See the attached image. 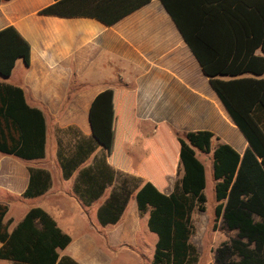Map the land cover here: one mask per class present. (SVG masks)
<instances>
[{
	"label": "trees",
	"instance_id": "obj_1",
	"mask_svg": "<svg viewBox=\"0 0 264 264\" xmlns=\"http://www.w3.org/2000/svg\"><path fill=\"white\" fill-rule=\"evenodd\" d=\"M8 1L0 0V4ZM149 1L59 0L39 14L88 17L111 26ZM159 1L248 144L242 156L227 144H218L212 151L215 216L234 233L217 247L214 263L264 264V130L256 116L257 111L264 112V79L259 78L264 75V0ZM29 55V44L12 26L0 31L1 77L11 75L17 60L28 67ZM113 95L111 91L102 93L92 104V136H83L74 128L61 131L57 159L63 178L69 179L78 171L73 193L85 207L110 189L97 210L101 226L115 225L134 197L139 215H148L147 228L156 237L151 264H198L197 248L190 241L194 233L191 214L206 209V179L196 151L211 152L213 133L195 131L171 139L160 127L155 138L145 141L153 156L131 173L122 146L138 136L135 121L131 120L130 136L128 129L127 134L111 130ZM131 110L133 113V107ZM45 143L42 111L26 103L19 87L0 83V153L41 160ZM91 156L92 162L81 168ZM175 161L181 176L172 192L165 194L163 175L174 174ZM50 184L47 171L29 168L23 197H39ZM6 212L7 207L0 204V259L13 264H78L57 253L71 239L42 209H30L11 231L10 222H4Z\"/></svg>",
	"mask_w": 264,
	"mask_h": 264
},
{
	"label": "crops",
	"instance_id": "obj_2",
	"mask_svg": "<svg viewBox=\"0 0 264 264\" xmlns=\"http://www.w3.org/2000/svg\"><path fill=\"white\" fill-rule=\"evenodd\" d=\"M57 1L10 0L0 4V31L12 26L30 46L29 66L17 60L8 78L0 76V83L22 89L26 103L42 111L46 126L43 159L28 161L0 153V204L7 207L4 222H10L11 231L30 209L40 208L71 239L65 249L57 250L60 257L68 256L78 264H129L133 259H118L115 249L126 246L137 254L139 243L145 245L148 238L154 250L156 238L147 228L148 215H139L136 204L135 209H127L134 200L131 197L115 225L101 226L97 210L106 197L85 207L73 193L78 171L69 179L63 178L57 159L61 131L74 128L83 136H92L91 106L100 94L111 91L115 93L111 130L128 129L130 136L131 120L135 121L138 136L122 146L131 173L153 156L145 141L155 138L160 127L171 139L195 131L213 133L209 162L196 151L204 167H210L212 177V151L218 144L229 145L240 156L248 144L159 0H150L111 26L88 17L39 14ZM259 78L264 79V75ZM125 103L129 106L124 107ZM256 116L264 130V112L257 111ZM175 165L173 175H163L165 194L172 192L181 176L176 161ZM29 168L43 169L51 179L49 189L36 198L23 197ZM255 221L260 220L255 217ZM0 264L13 262L0 259Z\"/></svg>",
	"mask_w": 264,
	"mask_h": 264
},
{
	"label": "rangeland",
	"instance_id": "obj_3",
	"mask_svg": "<svg viewBox=\"0 0 264 264\" xmlns=\"http://www.w3.org/2000/svg\"><path fill=\"white\" fill-rule=\"evenodd\" d=\"M58 139V137H57ZM199 153V152H197ZM199 157L202 158L205 162H209L210 154H200ZM136 160V158H134ZM206 167V209L204 212H199L194 210L191 214V221L194 226V233L191 236V243L197 248L199 254L198 264H215L214 255L217 247L224 241H227L230 238L234 237V233L228 232L223 226L221 219L216 218L215 216V207L217 202L215 200V194L213 192L214 180L210 173V167ZM213 188V189H212ZM110 189L107 190L104 197H107ZM129 211L135 209V202L131 200L128 204ZM155 239L156 237L153 236ZM145 245H141L137 248V254L134 253V250H129L126 246H118L115 249V253H118V259L121 257L125 260H131L129 264H151V256L153 253L152 241L148 238L145 239ZM131 255L129 258L127 255ZM138 255V256H137ZM127 257V258H125ZM135 260V261H134ZM117 262V261H116ZM113 264H118L113 263ZM120 264H127L122 262Z\"/></svg>",
	"mask_w": 264,
	"mask_h": 264
}]
</instances>
